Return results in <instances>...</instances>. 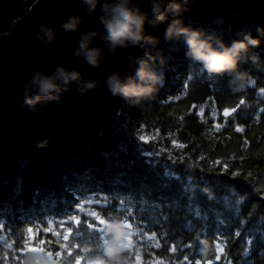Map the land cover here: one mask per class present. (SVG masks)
Listing matches in <instances>:
<instances>
[{
  "label": "trees",
  "instance_id": "trees-1",
  "mask_svg": "<svg viewBox=\"0 0 264 264\" xmlns=\"http://www.w3.org/2000/svg\"><path fill=\"white\" fill-rule=\"evenodd\" d=\"M35 1L0 0V34L9 31ZM182 21L185 26L213 37L216 47L221 41L231 44L249 33L257 37V29L264 30V15L184 18ZM260 39V46L253 50L258 53L259 62L249 61L239 66L255 82L249 83L243 92L232 90L227 74L208 73L188 57L183 40L167 41L159 52L166 59L158 69L164 76L163 86L152 99L139 105L123 100L116 128H105L94 143L69 157L36 165L20 162L0 167V191L4 189L0 193V224L14 234L0 236L3 264H36L25 248L14 247L15 235L26 236L25 229L30 226L38 238L45 241L44 245H39L37 240L33 246L45 248L42 254L50 264H70L72 257L64 254L66 249L60 248L61 243H71V251L83 253L86 264L97 261L134 264L137 255L141 256L142 264H168L169 255L180 256V253H170L172 244L186 243L193 247L185 248V254L207 264L208 260H215V247L205 258L201 240L213 242L221 234V239L227 243V254L215 264H264V191H256L264 185V93L260 91L264 87V37ZM241 98L246 100L245 105L233 117H223V108L234 106ZM201 109L205 110L203 115ZM216 124L223 126L217 130ZM237 126L245 131L235 132ZM173 175L180 179L171 178ZM17 178L19 181H15ZM92 193L97 194L95 203H102L103 211L83 207L93 203L88 198ZM209 193L216 198L229 197L233 210L219 213L224 217L223 228L217 223L213 210H223L224 202L209 200ZM190 196L194 197L191 201ZM103 197L107 198L106 202ZM241 198L242 204L232 203ZM197 205L209 220L202 228L186 230V222L192 220ZM124 207L130 208L137 224L147 225L149 229L160 226L156 231L164 237L161 249H155L159 242L155 239L151 247L145 246L147 237L152 235L149 231L145 236H134L133 247L118 259L106 255L103 239L97 240L93 229L87 228L93 219L90 213L127 215ZM73 210L84 213L89 219L79 226L73 222L77 230L70 241H62L43 231L46 224L42 221L65 217ZM192 223L199 225L201 221L192 220ZM53 230L68 231L66 225L60 229L53 225ZM236 231L241 232L240 237H235ZM105 238L111 244V237ZM57 250L61 252L59 257L55 255ZM48 251L53 255L48 256ZM77 258L85 264L84 257ZM175 264H181V260L177 259ZM187 264H191V260Z\"/></svg>",
  "mask_w": 264,
  "mask_h": 264
},
{
  "label": "water",
  "instance_id": "water-1",
  "mask_svg": "<svg viewBox=\"0 0 264 264\" xmlns=\"http://www.w3.org/2000/svg\"><path fill=\"white\" fill-rule=\"evenodd\" d=\"M136 2L149 10V0ZM188 7L190 10L182 14V20L264 15V0H190ZM73 14L84 17L81 31L103 32L98 19L102 14L99 7L94 15H88L79 7V0H36L9 31L0 34V167L20 162L36 165L77 153L94 143L105 128H116L123 99L113 98L106 90L107 76L118 70L123 74V69L129 66V54L143 57L147 50L156 56L167 42L165 29L172 19L170 16L169 21L156 27L146 26L148 34L159 40L154 48H129L112 55L97 38L94 43L104 48L105 59L101 67L90 68L83 60L77 62L73 55L79 33H66L60 28ZM41 24L55 32L56 39L51 46L34 38ZM37 64L45 73H51L57 65L76 69L85 79L98 80L99 90L81 94L73 84L61 94L59 103L41 104L32 111L22 106L17 92L23 93L28 82L26 74L34 71ZM135 67H132L133 74ZM45 140L49 141L46 147L35 146ZM30 254L36 264H50L42 252Z\"/></svg>",
  "mask_w": 264,
  "mask_h": 264
},
{
  "label": "clouds",
  "instance_id": "clouds-1",
  "mask_svg": "<svg viewBox=\"0 0 264 264\" xmlns=\"http://www.w3.org/2000/svg\"><path fill=\"white\" fill-rule=\"evenodd\" d=\"M189 3L190 0H149V10H144L136 0H79V7L84 8L88 15H94L97 8H100L102 14L98 19L103 32L97 29L81 31L84 17L75 14L62 22L60 28L66 33H79L73 54L75 60H83L90 68H99L105 57L104 48L94 43L97 38L112 55L117 54L118 50L129 48H154L159 40L148 34L146 26L156 27L169 21L171 16L172 19L165 29V39L183 40L188 57L202 65L208 73L227 74L231 78L232 90L243 92L250 83V76L247 71L240 70L239 66L249 61L254 64L259 62V55L253 50L260 46V37H264V30L257 29V37L249 33L242 39L233 40L231 44L221 41L220 46L216 47L213 37L183 24L182 14L190 10ZM28 35L32 36V33ZM34 38L46 46H51L56 35L50 26L41 24ZM128 61L129 66L123 69V74L119 70L113 71L107 76L104 86L113 98L119 97L132 105H139L142 101L152 99L163 86L164 76L158 69L166 63V59L159 53L153 56L146 50L143 57L129 54ZM133 66H136L134 74ZM26 78L28 82L24 91L17 92V96L21 97L22 106L32 111L41 104L59 103L61 94L69 91L73 84L81 94L99 90L98 80L85 79L82 72L63 65H57L51 73H45L37 64L34 71L26 74ZM48 143L45 140L35 146L44 148ZM256 191H264V185H260ZM125 224L126 221L119 218L107 221L104 226L106 235L111 237V244L105 248V253L113 260L118 259L128 249L130 229ZM201 245L203 255L212 254L215 247L212 241L202 239Z\"/></svg>",
  "mask_w": 264,
  "mask_h": 264
},
{
  "label": "snow or ice",
  "instance_id": "snow-or-ice-1",
  "mask_svg": "<svg viewBox=\"0 0 264 264\" xmlns=\"http://www.w3.org/2000/svg\"><path fill=\"white\" fill-rule=\"evenodd\" d=\"M201 71H203V69H201ZM255 82L252 81L250 79V84H254ZM260 91L262 93H264V87L260 88ZM246 103V100L244 98L239 99L238 103H236L234 106L232 107H224L223 111H222V115L223 117H233V114L237 113L239 109H241L242 106H244ZM203 109H201L200 114L203 115ZM223 125L222 124H216L215 127L217 130L221 129ZM245 129L243 127H235V132L237 133H241L244 132ZM140 139L142 141H145V143H147V140L144 136H141ZM173 143L175 144V141H173ZM178 147H183V145H178ZM151 162V161H149ZM165 175L167 176L168 173L166 172ZM171 178L173 179H180V177L178 175H173ZM194 191V189H193ZM233 197L235 196V193L231 194ZM209 200H213V199H222L224 202V208L223 210H213V214L217 215V223L220 225L221 228L224 227V217L223 215H220L219 213L221 211H232V206L231 203L229 202V197L227 195L223 196V197H213L210 193L208 194ZM90 200L93 201V203L91 205L89 204H85L83 205V207H91V208H95L98 209L100 211H103V204L102 203H95V201L97 200V194L92 193L89 194L88 197ZM192 199H194V197L190 196L189 200L191 201ZM104 202H106L107 198L103 197ZM232 203L240 205L243 203L242 198L239 200H233ZM123 207V205H122ZM124 212L127 213V215H123V214H117V215H111L108 216L107 213H105L103 216L101 214H99L98 211H92L90 213V216L93 218L91 219V223L87 224V228L93 229L97 240L103 239V244L106 245L107 244V235L105 233L104 230V226L106 224L107 221H111L112 219H114V217L119 216L122 219H124L126 221L125 227H127L128 229H130L129 232V237H128V249H131L133 247V238L136 235L139 236H145L147 232L151 231L152 235L147 237V240L145 242V246L146 247H151V241L153 239L159 241L155 244V249L159 250L162 247V244L164 242V237L161 233H158L156 231V229H158L160 226L157 225L155 226L154 229H149L147 227V225H141V224H137L136 223V219L133 216L132 211L130 210L129 207H124ZM194 215L192 217V220H198L201 221V224L196 225L192 223V220H188L186 223L188 225V228L186 230H195V228L197 227H203L204 224H206L209 220V217L202 213L200 210V207L197 205L194 210ZM70 217V218H69ZM78 217H80V219H78ZM89 219V216L85 215L82 212L73 210L72 213H68L65 217H61V218H55L52 220H44L42 221L43 223L46 224V227L43 229L44 232H49L52 234L53 237H60L62 238V241H70L71 238L74 235V232L77 230L74 227V223L75 225L79 226V225H83L84 222L86 220ZM131 221V222H130ZM98 222V224H97ZM53 225L55 226L56 229H60L62 227V225H66L68 231L67 233L63 232V231H59L53 230ZM103 226V227H100ZM39 227V225H37V228ZM139 228H143L144 231L141 232H137L136 229ZM25 233L26 236L24 234H16L15 238L17 239V244L14 245V247H21V248H25L27 250V252H43L45 251L44 247H39V246H33L34 244H36L37 240L39 245H44L45 241L42 239H39L38 236L35 234L34 228L33 227H27L25 229ZM42 234V233H41ZM13 236L14 234L7 232L5 230V227L3 224H0V236ZM222 235V234H221ZM221 235H217L214 240V246H215V260H208L207 264H215V262L221 261V258L226 256L227 254V243L226 241H224L223 239H221ZM235 237H240L241 236V232L240 231H236L234 233ZM20 241H23V243L21 244ZM193 247V245H188V244H182V245H178L173 243L172 246L170 247V253L171 254H176V253H180V256H174V255H169L168 256V264H175V261L177 259L181 260V264H187V261L191 260V264H201V260L199 259H193L191 256H188L185 254V248L191 249ZM60 248L66 249L65 251V255L67 256H71L72 260L70 261V264H82V260L80 258L77 257H84L85 260V264H86V256H84L83 253L77 251V252H73L71 251L72 248V244L68 243V244H64L61 243L60 244ZM17 255H19V253H17ZM48 256H52L53 252L52 251H48L47 253ZM55 255L57 257L61 256V252L59 250L55 251ZM182 257V259H181ZM205 258H207V256L204 255ZM137 259L139 260L140 257H137ZM149 260L152 259L151 254H149L148 257ZM0 264H3L2 259H0ZM96 264H103L102 261H97Z\"/></svg>",
  "mask_w": 264,
  "mask_h": 264
},
{
  "label": "bare ground",
  "instance_id": "bare-ground-1",
  "mask_svg": "<svg viewBox=\"0 0 264 264\" xmlns=\"http://www.w3.org/2000/svg\"><path fill=\"white\" fill-rule=\"evenodd\" d=\"M242 25H243V24H242ZM242 27H243V26H242ZM247 28H248V26H247ZM259 106H261V105H259ZM262 108H263V107H262ZM213 110H214V109H213ZM204 111H205V110H204ZM248 111H249V110H248ZM209 113H210V112H209ZM207 114H208V113H207ZM214 114H215V113H214ZM214 114H213V115H214ZM213 115H212V116H213ZM219 115H220V114H219ZM205 116H206V115H205ZM207 116H208V115H207ZM245 127H246V126H245ZM74 154H75V153H74ZM74 154H73V155H74ZM76 155H77V154H76ZM68 157H69V156H68ZM68 157H67V158H68ZM73 157H74V156H73ZM59 158H60V157H59ZM67 158H66V159H67ZM75 158H77V156H75ZM64 159H65V158H64ZM70 160H71V159H70ZM50 161H51V160H50ZM72 161H73V160H72ZM74 161H75V160H74ZM76 161H77V160H76ZM44 162H45V161H44ZM52 162H53V161H52ZM66 162H67V161H66ZM70 162H71V161H70ZM72 163H73V162H72ZM46 164H47V163H46ZM48 164H49V163H48ZM69 164H70V163H69ZM49 165H50V164H49ZM67 166H68V165H67ZM71 166H72V165H71ZM40 168H41V167H40ZM48 168H49V167H48ZM51 168H52V167H51ZM0 169H1V168H0ZM45 169H46V168H45ZM23 170H24V169H23ZM52 171H53V170H52ZM54 171H55V170H54ZM50 172H51V171H50ZM3 173H4V172H3ZM5 173H6V172H5ZM5 173H4V174H5ZM199 173H200V172H199ZM189 174H190V173H189ZM51 175H52V174H51ZM55 175H56V174H55ZM57 175H58V174H57ZM61 177H62V176H61ZM46 178H47V177H46ZM16 180L19 181L18 178L15 179V181H16ZM62 181H63V180H62ZM16 183H17V182H16ZM62 183H63V182H62ZM65 183H66V182H65ZM63 184H64V183H63ZM75 184H76V183H75ZM77 184H78V183H77ZM77 184H76V186H78ZM81 184H82V183H81ZM70 185H72V184H70ZM70 185H69V186H70ZM83 185H84V181H83ZM4 186H5V185H4ZM8 187H9V186H8ZM71 187H72V186H71ZM74 187H75V186H74ZM82 187H83V186H82ZM6 188H7V187H6ZM58 188H60V187L58 186ZM62 188H63V187H62ZM75 188H76V187H75ZM42 189H43V188H42ZM6 190H7V189H6ZM16 190H17V189H16ZM18 190H19V189H18ZM40 190H41V189H40ZM52 190H53V189H52ZM72 190H73V189H72ZM3 191H4V189H3ZM3 191H2V192H3ZM50 191H51V189H50ZM63 191H64V190H63ZM77 191H78V188H77ZM2 192L0 191V193H2ZM5 192H6V191H5ZM5 192H4V193H5ZM15 192H16V191H15ZM18 192H19V191H18ZM43 192H44V190H43ZM65 192H67V191H65ZM52 193H53V192H52ZM52 193H51V194H52ZM56 193L58 194L57 191H56ZM44 194H45V193H44ZM62 194H63V193H62ZM11 195H13V194H11ZM17 195H18V194H17ZM17 195H16V196H17ZM53 195H54V194H53ZM59 195H60V194H59ZM7 196H8V195H7ZM61 196H62V195H61ZM43 197H44V196H43ZM1 198H2V197H1ZM17 198H18V196H17ZM44 198H46V197H44ZM12 199H13V198H12ZM156 199H157V198H156ZM159 199H160V198H159ZM41 200H42V199H41ZM161 200H162V199H161ZM5 201H6V200H5ZM39 201H40V200H39ZM45 201H46V200H45ZM83 201H85V200H83ZM83 201H82V202H83ZM156 201H157V200H156ZM2 202H3V201H2ZM37 203H38V202H37ZM0 204H1V203H0ZM3 204H4V203H3ZM41 204H42V203H41ZM6 206H7V205H6ZM3 207H5V206H3ZM52 207H53V206H52ZM8 208H9V207H8ZM202 208H203V207H202ZM63 209H64V208H62V210H63ZM6 211H7V209H6ZM53 211H54V210H53ZM210 212H211V211H210ZM210 214H211V213H210ZM201 228H202V227H201ZM183 233H184V232H183ZM180 235H181V234H180ZM182 235H183V234H182ZM183 236H184V235H183ZM191 236H192V235H191ZM189 240H190V239H189ZM180 242H181V241H180ZM241 260H242V259H241Z\"/></svg>",
  "mask_w": 264,
  "mask_h": 264
},
{
  "label": "rangeland",
  "instance_id": "rangeland-1",
  "mask_svg": "<svg viewBox=\"0 0 264 264\" xmlns=\"http://www.w3.org/2000/svg\"><path fill=\"white\" fill-rule=\"evenodd\" d=\"M107 241H108V240H107ZM109 246H110V243L107 242V244L105 245V247L107 248V247H109ZM127 250H128V249H127ZM137 257H140V259L138 260ZM134 264H142V258H141L140 255H137V256H136V260H135Z\"/></svg>",
  "mask_w": 264,
  "mask_h": 264
}]
</instances>
